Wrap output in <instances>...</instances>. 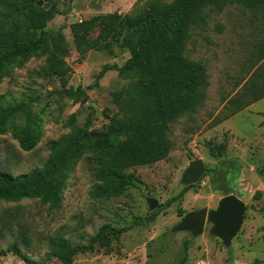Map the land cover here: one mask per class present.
<instances>
[{
  "label": "rangeland",
  "instance_id": "374dc122",
  "mask_svg": "<svg viewBox=\"0 0 264 264\" xmlns=\"http://www.w3.org/2000/svg\"><path fill=\"white\" fill-rule=\"evenodd\" d=\"M91 1H53L57 13L46 24L49 30L66 27L62 30L65 42L49 37V45L70 69L67 88H85L84 101L75 102L58 94L59 80L46 71L45 56L32 55L15 61L0 82V97L32 104L29 121L38 134L35 147L28 152L10 134H0V173L15 177L38 169L47 159L51 143L88 125L89 131L102 132L110 122L122 118L111 93L126 88L133 78L108 71L98 86H92L105 65L121 67L130 58L110 33L105 38L101 35L104 17L130 16L152 0H96L90 8ZM87 23L91 24L89 30H85ZM72 25L81 26L84 39L99 48L81 53L76 50ZM262 40L264 20L256 12L229 5L220 13H209L204 25L190 30L185 48V56L207 70L206 98L196 114L171 125L169 139L173 148L168 157L127 170L132 186L117 198L89 197L95 183V162L92 155H87L69 175L59 209L51 210L37 200L0 202V264H60L48 254L47 240L55 235H62L71 245H86L103 226L119 229L153 213L156 216L150 223L133 226L118 239L109 236L106 248L95 245L93 253L75 256L72 264H233L235 260L240 264H252L255 260L263 264L264 217L260 208L264 187L258 191L259 196L244 199L242 225L229 248L210 233L209 223L197 238L188 232H173L185 214L215 209L221 198L235 194L232 183L241 166L255 170L264 183V172L259 173L264 166V98L218 124L214 122L227 100L255 71L256 43ZM23 121L20 117L16 125L21 126ZM196 159L212 171H206L180 200L159 210L182 191L183 171ZM147 199L157 202L155 210L148 208ZM180 210L183 216H179ZM13 243L28 261L6 252ZM184 254L185 261L181 263Z\"/></svg>",
  "mask_w": 264,
  "mask_h": 264
},
{
  "label": "trees",
  "instance_id": "16d2710c",
  "mask_svg": "<svg viewBox=\"0 0 264 264\" xmlns=\"http://www.w3.org/2000/svg\"><path fill=\"white\" fill-rule=\"evenodd\" d=\"M37 1L51 6L45 10L36 5ZM53 1L0 0V82L15 61H23L32 55L45 56L46 71L59 80L61 90L58 94L82 102L86 99L85 88H67L66 76L70 69L49 45V37L60 38L65 42L62 33L66 28L64 25L58 30L46 27L57 13ZM229 5L243 6L256 12V16L261 15L264 20V0H172L169 3L152 0L130 16L106 15L101 35L105 38L110 33L117 40V46L128 51L130 58L121 67L105 65L96 75L92 86H98L99 80L108 71H116L120 77L130 75L133 78L126 88L111 93L112 102L122 118L110 122L102 132L89 131L88 123L81 131L51 143L49 155L38 169L15 177L0 173V202L37 200L51 210L59 209L69 175L87 155H92L95 162L92 171L95 183L89 197L94 200L117 198L132 186L127 170L166 159L173 148L169 139L171 125L199 111L209 86L206 68L185 56L190 30L204 25L209 13H220ZM90 27L91 24L87 23L85 30ZM70 31L74 46L80 53L99 48L84 39L81 26L72 25ZM263 98L262 40L256 43L255 71L227 100L214 122L218 124ZM31 116V103L7 101L0 97V134H10L25 152L31 151L38 141V134L30 125ZM20 117L24 121L21 126H17L16 121ZM206 168L207 172L212 171ZM263 172L264 166L259 169V173ZM191 187H183L178 196L160 206L159 210L180 200ZM254 196H259V193L256 192ZM179 213V216H183L181 210ZM260 213L264 217V203ZM155 216L153 213L148 218L119 229L103 226L86 245H71L62 235L57 234L47 240L48 254L60 264H72L75 256L93 253L95 245L106 248L109 236L118 239L133 226L150 223ZM23 238L28 243L25 235ZM6 252L28 261L16 243L10 245ZM185 256L181 263H184ZM260 263L255 260L252 264Z\"/></svg>",
  "mask_w": 264,
  "mask_h": 264
},
{
  "label": "water",
  "instance_id": "95a60500",
  "mask_svg": "<svg viewBox=\"0 0 264 264\" xmlns=\"http://www.w3.org/2000/svg\"><path fill=\"white\" fill-rule=\"evenodd\" d=\"M95 2L96 0H92L89 7H94ZM36 5L43 7L45 10L49 9V4L42 1H37ZM206 171V165L202 160L196 159L189 162L181 176V185L188 187L197 184ZM232 186L235 194L221 198L215 209L203 208L185 214L173 229V232H188L193 238H197L203 234L206 224L209 223L212 225L210 233L219 239L225 248H229L242 225L246 207L244 199L262 190L264 183L255 170L241 166L238 177L233 181ZM242 197L243 199H241ZM147 205L153 211L157 206V202L153 199H147ZM233 264L240 263L235 260Z\"/></svg>",
  "mask_w": 264,
  "mask_h": 264
}]
</instances>
